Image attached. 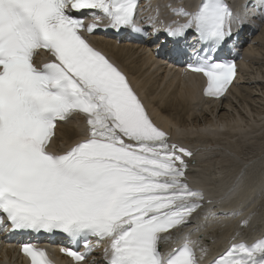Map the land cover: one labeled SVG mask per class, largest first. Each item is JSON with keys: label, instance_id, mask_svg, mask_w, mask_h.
Here are the masks:
<instances>
[{"label": "snow or ice", "instance_id": "obj_1", "mask_svg": "<svg viewBox=\"0 0 264 264\" xmlns=\"http://www.w3.org/2000/svg\"><path fill=\"white\" fill-rule=\"evenodd\" d=\"M252 14L264 23V0ZM251 23L249 4L230 0H0V232L29 236L20 250L30 264H52L37 246L42 234L61 235L72 264H96L97 249L100 264H204L209 249L193 239L201 215L249 225L251 215L223 207L243 196L249 164L217 191L194 185V152L154 121L128 73L90 37L191 38L185 70L220 99L237 65L216 53ZM74 121L69 142L61 133ZM207 264H264V235L235 233Z\"/></svg>", "mask_w": 264, "mask_h": 264}, {"label": "bare ground", "instance_id": "obj_2", "mask_svg": "<svg viewBox=\"0 0 264 264\" xmlns=\"http://www.w3.org/2000/svg\"><path fill=\"white\" fill-rule=\"evenodd\" d=\"M186 2L191 3V0ZM230 2L234 8L245 2L249 4L252 20L249 26L255 32L250 36V30L246 29L239 40H232L234 44L238 40L236 49L241 50L237 57L241 60V69L233 91L222 101H200L195 91L196 74L174 67L166 58V48L160 54L156 53L152 43L137 45L128 40L117 41L116 36L108 32H98L94 36L96 45L128 73L153 119L169 131L172 139L184 144H202L201 156L191 170L190 181L196 186L217 191L238 175L244 164H249L243 196L223 206L242 210L245 217L251 215L249 225L242 227L240 216L222 218V226L205 221L202 215L194 222L193 226L197 223L204 225L199 233L193 234V239L202 238L208 247L205 263L223 250L229 238L237 232L240 238L249 242L264 235V23L260 22L258 14H252L257 0ZM154 36L158 41H166L162 34ZM244 37H248L246 43L238 47ZM163 76L170 78L169 81L164 82ZM170 125L185 131L177 134ZM75 130L74 121L65 126L61 134L70 142L75 138ZM57 146H61L60 141ZM227 152H235L240 162L232 160Z\"/></svg>", "mask_w": 264, "mask_h": 264}]
</instances>
